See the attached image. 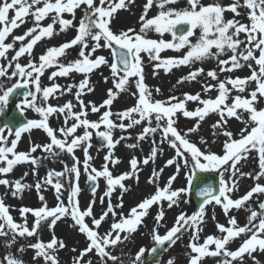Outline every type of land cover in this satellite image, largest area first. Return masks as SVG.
I'll return each instance as SVG.
<instances>
[{
	"label": "snow or ice",
	"instance_id": "snow-or-ice-1",
	"mask_svg": "<svg viewBox=\"0 0 264 264\" xmlns=\"http://www.w3.org/2000/svg\"><path fill=\"white\" fill-rule=\"evenodd\" d=\"M134 3L135 0H0V59L7 61L6 64L0 65V116L4 115L10 98L22 91L23 99L16 104L19 114L23 116L27 109H31L42 117L40 120H23L20 126L13 125L10 120L0 126V164L3 165L0 166V174H10L14 166L20 163H31L32 173L36 175L43 160H55L61 154L69 155L73 161L71 166L60 161L64 165L62 171L50 169L44 178L36 181L35 188L38 192H43L48 186L54 189L57 203L54 207H49L45 197L40 195V207L25 206L18 209L22 223L14 221L10 207L5 204L4 198L0 197V238L4 239L6 249L0 264H25L22 256L29 248L34 250L33 261L42 258L45 264H59L57 253L66 247L65 242L57 239L54 234L50 242L42 241L41 229L44 225L54 229L58 221L67 217H71L74 225L78 226L79 233L86 237V247L73 258L74 264H94L92 259H86L93 252L101 264H123V260L114 254V250L137 230L150 206L162 200L168 201L169 208L177 205L181 194L189 191L196 174L205 172L218 174V191L212 184L201 188L198 195L203 200L198 206V211L191 215L181 212L174 225L164 235L158 234L154 228L152 240L155 247L150 251L140 248L134 259L129 257L131 264H145L146 252L153 255L166 250L165 245H175L186 233H190L188 264H202L205 257L215 259L216 264H246V258L251 259L253 264H260L253 253H264V201L258 203L259 211L251 207V202L254 196L264 195V185L255 183L243 196L237 199L230 197L238 189L242 177L250 176L256 181L264 178V108L257 106L264 99V0H232L227 6L222 5L220 0H213L207 5L202 0H186L187 6L183 8L172 7L179 3V0H146L143 13L139 17V31L135 28L114 30L113 21L117 18L118 11L128 9ZM153 6L159 11L149 18L148 13ZM77 10L82 13L78 22ZM227 11L234 14L233 18H225ZM65 14L71 18H65ZM241 16L246 17L247 22L240 19ZM28 17L32 18V27L22 35L14 36L10 43H6V38L21 27ZM45 19H50L46 25L42 23ZM69 29L76 31L70 41L48 47L46 52L39 56L38 61L30 58L25 65L19 62L25 54L32 57L34 46L43 39H51ZM149 32L159 34L160 38H148ZM165 33L171 35V41L163 39ZM17 42H20V47L15 50ZM73 47L79 48L78 58L67 64L61 62V58L66 57L67 51ZM185 48L187 51L182 57L162 58L160 55L166 49L179 52ZM102 49L109 50L111 61L103 55H95ZM9 50H14L11 59L7 56ZM144 54H147L148 64L152 66L153 77L158 76L160 69L168 73L173 68L191 67L197 62L216 59L218 71L212 69L205 73L203 68H196L186 76L180 77L177 84L200 82L199 78L203 75V93L207 95L216 90L218 94L215 98H202L201 92L183 93L180 97L170 95L167 99H156L154 93L159 94L161 89L150 88L145 82L144 69L147 65ZM222 56L227 58L221 59ZM252 62L257 67H253ZM101 66L110 69L111 76L103 79L105 82L111 79L113 88L107 90V98L101 104L97 105L91 101L85 103L82 97L95 89L90 75ZM245 66L251 70L249 76H226L220 79V74L231 73ZM52 67L57 70L48 77L50 81L57 77H69L73 72L84 74V78L78 84L61 86L53 83L50 87H44L41 77L46 69ZM14 78L16 83L11 86L3 82ZM207 78L216 83H209ZM133 84L136 91L131 95L136 97L135 105L125 110L112 111V105L119 94L129 91ZM253 84L255 87L248 96H244L243 93ZM73 89L76 103L68 101L61 106H44L50 96L57 93L60 96L73 94ZM233 91L238 94L233 96ZM188 102L202 106L188 110ZM77 105L79 110H76ZM101 109L105 110L101 112ZM89 111L99 114V119L89 120ZM210 113L219 117L211 127L214 136L225 137L223 154H216L210 149L202 150L189 139L190 133L199 132L201 122L205 121ZM245 113L247 119L244 118ZM52 114L63 120V125L58 129H53L47 123ZM180 115L195 119L194 126L187 131L178 130L177 121ZM231 118L243 124L238 133H234L228 126ZM142 124V131L135 137L136 143H129L126 147L136 149L141 141L151 139V154L142 162L133 156L130 159L131 171L114 176L109 164L116 165L120 160L114 156L113 149L121 141L133 139L131 135H121L114 140V131L119 129L125 132ZM102 126L104 130H100ZM33 129H43L50 142L43 145L33 144L27 153L15 151L22 134ZM78 129H83L82 134H77ZM94 134L100 141V149H108L100 170L93 166V157L89 154ZM157 134L160 136V145L166 143L175 150V155L167 160L165 167L174 166L176 174L169 177L165 187L161 189L157 181L164 169L153 171L148 182L156 184V193L132 207L125 216L122 211V196L128 188L124 181L130 178L138 180L140 167L148 165L150 161L155 162L158 151L163 152V148L157 145ZM200 143L205 144L207 141L201 137ZM78 149L83 151L82 162L75 155ZM38 150L46 153V156H34ZM252 152L258 155L260 171L254 174L244 173L240 171L241 162L246 161ZM81 166L93 195L99 179L106 181L107 190L100 201L103 204L105 197L109 199L106 211L99 218L93 214L95 199L90 201L86 209H81L78 200L81 192ZM182 170H185L189 187L173 190V181ZM24 176L26 177L27 173ZM23 180L24 177L15 180L0 178V185L5 186L12 197L18 198L22 197L25 189L32 187ZM117 188L121 190V198L114 205L111 196ZM65 191L68 192L67 201L64 199ZM213 202L214 205L222 206L226 216L232 209H244L249 214L243 226L235 216H229V226L217 224L221 235H208L203 243H200L205 206ZM29 214L34 217L31 226L27 219ZM109 215L114 222L107 232L101 234L98 229ZM164 217L165 213L161 209L155 218L157 227ZM86 218L91 219V226L86 222ZM33 237H36L35 242L21 244L16 253L12 252L11 249L16 245L18 238L28 241ZM236 239L241 242L232 250L229 245ZM210 245L215 246L211 252ZM168 264H174V261L169 260Z\"/></svg>",
	"mask_w": 264,
	"mask_h": 264
},
{
	"label": "rangeland",
	"instance_id": "rangeland-1",
	"mask_svg": "<svg viewBox=\"0 0 264 264\" xmlns=\"http://www.w3.org/2000/svg\"><path fill=\"white\" fill-rule=\"evenodd\" d=\"M202 2L207 5L209 3H212L213 0H202ZM222 5L227 6L229 5L232 0H220ZM146 4V0H135V3L130 5L128 9L125 10H119L117 13V18L115 21H113V28L114 30H120V29H128V28H135L137 31H139L140 27V21L139 17L143 13V7ZM186 0H179V3L172 5V7L175 8H183L186 7ZM158 8L153 6L148 13L149 18L155 16L158 14ZM11 15V14H10ZM82 13L77 10V21L79 20ZM233 13L230 11L225 12L224 16L226 19L233 18ZM65 18H71L70 15L65 14ZM240 19L246 21V17L241 16ZM50 22V19H45L42 23L46 25ZM29 27H32V18L28 17L26 22L19 27L18 29L14 30L12 34H10L6 38V43H10L12 41V38L14 36H20L22 35ZM58 28V26H56ZM76 35L75 29H69L65 33H61L60 35L54 36L51 39H43L41 42H39L36 46H34L32 57H29L27 54H25L23 57L20 58V63L22 65H25L28 63V60L30 58H35L38 61V58L40 55L44 54L46 52V49L48 47L52 46H59L62 43L70 41L74 36ZM196 35H199V29L196 30ZM148 38L152 39H159V34H156L155 32H149ZM163 39L165 41H171L172 37L170 34L165 33L163 36ZM241 39H243V36H241ZM193 42H195V38H193ZM20 47V42H17L14 46L15 50H18ZM187 49H181L179 52L172 50V49H166L161 52L162 58H174V57H182L186 53ZM215 51V49H213ZM78 47H73L72 49H69L67 51V56L61 58V62L67 64L69 61H73L76 58H78ZM14 55V50H9L7 52V56L9 59ZM95 55H103L106 58L111 61L109 50L102 49L98 50ZM230 55V53L228 54ZM258 55V53H257ZM221 59H226L227 56L220 57ZM144 61L147 65L144 69L146 73V84L150 88H156L159 87L161 89V92L159 94H155L156 99H167L170 95H176L178 97L182 96L183 93H189V94H195L197 92H201L202 98H208V96H211L212 98H215V96L218 94L216 90L211 91L207 95H205L202 91V82L205 80V76H201L199 78L200 82L192 81V82H186L183 84H177V80L182 77L186 76L190 71L195 70L196 68H203L205 73L209 70L216 69L218 71V61L216 59H208L204 62H197L193 64L191 67L189 66H181L179 68H173L170 72L165 73L163 69L159 70V74L157 77H153L152 75V66L151 64H148V57L147 54H144ZM7 61L0 59V65L6 64ZM253 67H257L254 62ZM57 69L55 67L48 68L45 70L44 74L41 77V83L44 87H50L53 83L61 85V86H67L68 84H78L83 78L84 74L73 72L69 75V77H57L54 78V80L50 81L48 77L51 75L53 71H56ZM251 74V70L245 66L244 68L240 70H235L231 73H223L220 74V79H224L226 76H232L235 77H246ZM110 69L106 66H101L99 70H95L90 75L91 82L95 85V89L91 93L85 94L82 99L85 101V103L91 101L97 105L101 104L104 99L107 98V90L109 88H113L112 80L109 79L107 82L104 81V77H110ZM209 83L215 84L216 81L211 80V78H207ZM7 86H11V84L16 83V79L14 78L11 81H3ZM231 87V85H229ZM255 85H251L245 93H243L244 96H248L249 92L254 88ZM34 90V88H33ZM115 91V89H114ZM136 89L134 87V84L130 87L129 91L121 92L118 96V98L114 101L112 105V111H120L125 110L129 107H132L136 103V97L131 95L132 92H135ZM75 89H73V94H65L63 96H60L59 93H57L55 96H50L45 107L47 106H61L64 103L68 101H72L73 103H76L74 98ZM235 91L232 92V95H236ZM23 98H16L13 102L9 100V103L7 105V108L5 111H10L16 108V104L19 103ZM229 102H231L229 100ZM39 103V101H38ZM202 106L197 105L195 102H188L186 105L188 110H195L196 107ZM259 108H264V99H262L259 104L257 105ZM76 110H79V105H77ZM105 109H101V112H103ZM24 117L26 120H40L42 117L40 114L36 113L34 110L27 109L24 112ZM244 118L247 119V113L244 114ZM89 120H98L99 114H92L89 111ZM115 119V118H113ZM219 119V117L215 113H210L209 116L205 118V121L201 122V127L199 129L198 133H190L189 139L191 142H194L197 144L198 147H201L202 150L210 149L212 152H215L216 154H223V141L225 137L223 135L217 137L213 135V129L212 125ZM59 119L57 118L56 114H52L47 123L50 127L53 129H58L57 122ZM128 121H125L127 123ZM195 124V119L193 118H185L182 115L179 116V119L177 121L178 130L187 131L188 128L193 127ZM144 125L136 126L133 129H128L125 132H121L119 129L115 130L113 133V138L118 139L121 135H131L133 139L127 140V141H121L118 145L115 146L113 149L114 156L119 158L120 162L116 165L109 164L110 170L113 172L114 176H118L122 173L131 171L130 167V159L135 156L139 162H142V160L151 154V149L153 147L151 139L141 141L139 144V147L136 149H131L126 147L129 143H136L135 137L142 131V127ZM228 126L230 130H232L234 133H238L239 130L243 127V124L239 121H237L235 118H231L228 121ZM100 130H104L103 126ZM83 129H78L77 134H82ZM203 137L207 143L201 144L200 138ZM14 138V137H13ZM97 138L95 134L92 137L91 143L92 147L89 149V154L93 157L92 164L94 167H96L98 170L102 169V166L104 164V157L108 152L107 148L100 149V147L97 144ZM157 145L163 148V152L157 153V157L155 159V162L150 161L148 165L141 166L139 171V178L137 179H127L124 181L126 187L128 188V191L123 193L122 200H123V213L125 216L128 215L130 209L139 203H141L144 199L150 198L151 195H154L157 191L156 184H150L149 178L152 175L149 174H143V170L145 167H151L154 171L159 172L161 168H163V172L160 173V178L157 181L159 187L163 189L169 179V177L175 175V167L174 166H167L166 162L167 160L171 159L175 155V150L171 149L166 143L163 145H160V136L157 134L156 136ZM50 142V138L47 136L46 132L43 129H33L30 132H26L22 134L21 140L18 142L17 149L15 151L17 152H25L27 153L31 146L33 144H46ZM10 146V143H9ZM37 157H44L46 156V153L37 151L33 154ZM75 155L80 158L81 162L83 161V151L78 149L75 152ZM9 158H12L9 156ZM60 161H64L69 166L73 163L71 157L67 154H61V159L57 161L56 159H45L43 160L42 166H40L37 169V174L33 175L32 168L33 166L31 163H20L16 166H14L13 171L10 174L3 175L0 174V178L4 179H10L15 180L19 179L21 177H24L23 182L27 183L29 185H32L30 189H25L22 197L14 198L11 195V192L5 187L0 185V197L4 198V202L6 205L10 207V214L13 216L14 221L17 223H22L23 220L20 217L18 209L21 207H40L41 201L39 200V196L43 195L45 199L47 200V203L49 207H54L57 203L55 199V192L54 189L51 186L46 187L43 192H38L35 188V183L38 179H42L46 176L47 172L50 169H54L56 171H62L63 170V163ZM240 171L244 173H256L259 172V159L258 155L255 152H252L249 156V158L246 161L241 162ZM0 166H3L0 164ZM139 166V165H138ZM27 173V176L25 177L24 174ZM148 179V181H147ZM227 181V177L225 178ZM87 177L83 174V168L81 166V176L79 178V186L81 188V192L78 195V200L81 206V209H86L90 201L95 199V203L93 205V214L96 216V218H99L104 211L107 209L108 204V197L104 198L103 204L100 201V198L104 196V193L107 190L106 181L103 178L99 179V188L95 192V195L89 194L84 191V186L87 183ZM255 183H260L261 185H264V178H262L259 181L254 180L250 176L242 177L239 180V187L237 190L234 191V193L231 194L232 199H237L244 194H246L251 187L255 185ZM188 181L187 177L185 175V170H182L179 176L173 181L172 188L180 189V188H188ZM191 188V187H190ZM189 188V191H190ZM189 191L182 193L181 197L179 199V202L177 205H173V207H168V201L162 200L158 204H154L150 206L148 210V214L142 219V223L137 227V230L134 233H131L129 236V239L121 244L119 247H117L114 250V254L117 256H120L123 260V264H131L129 257L135 258L136 254L138 253L140 248H145L147 250H151L153 247H155L154 241L152 240V232L155 228L158 234L164 235L166 234L167 230L170 229L177 218V216L183 212L186 215H191L195 211H198L196 209L195 205L192 202V199L189 196ZM7 193V194H6ZM68 192H64V199L67 201ZM119 198H121V190L117 188L112 196L111 201L115 205L119 202ZM260 201H264V195L254 196L251 207L257 211H259L258 203ZM163 209L165 213L164 219L161 221V224L159 227L155 224V218L158 215V213ZM249 213H247L244 209L241 210H230L229 214L226 216L223 208L221 205H214V202L212 204L205 206V216L204 221L202 224V231L200 233V243H203L204 239L208 235L213 236H219L221 233H219L217 224H223L225 226L228 225V219L229 216H235L238 223L243 226L246 223V217ZM214 217V218H213ZM28 224L31 226L34 222V217L30 214L27 217ZM118 219V217H117ZM86 222H88L91 226V219L86 218ZM113 218L111 215H109L106 218V221H103L98 231L101 234H104L110 229V225L113 223ZM53 234L57 239H61L65 242L66 247L62 250H59L57 253L59 264H74L73 258L78 255L79 251L83 250L86 247V237L84 234L79 233L78 226L74 225L73 220L71 217L62 218L60 221L57 222L54 229H49L47 225H44L41 229V235L40 239L44 242H50V240L53 238ZM36 237L30 238L28 241H25L24 239L18 238V241L16 245L12 247V252L16 253V250L19 248L21 244L25 243H33L35 242ZM240 239H236L234 242L230 243L229 247L232 250H235L239 244ZM4 239L0 238V259H3L4 255L6 254V249L4 247ZM190 243V233H186L177 243L171 247H168L165 245L164 255L162 256V259L157 264H168L169 260H173L174 264H188V254L190 252V249L188 247ZM214 245L209 246V252L214 250ZM72 249H76V251H72ZM148 255V252L145 253V260ZM253 255L256 257L257 260L260 261V264H264V253H261L259 251L253 253ZM34 256V250L27 249L25 253L22 256L23 261L25 264H45L42 258H38L35 261H33ZM86 259H92L94 261V264H101V261L97 258V255L95 252L90 254ZM145 264H151L145 261ZM202 264H216V260L210 257L203 258ZM246 264H253L251 259L246 258Z\"/></svg>",
	"mask_w": 264,
	"mask_h": 264
},
{
	"label": "water",
	"instance_id": "water-1",
	"mask_svg": "<svg viewBox=\"0 0 264 264\" xmlns=\"http://www.w3.org/2000/svg\"><path fill=\"white\" fill-rule=\"evenodd\" d=\"M13 119L17 125H20L22 123V120L20 119L18 113L13 114ZM206 184H212L214 188H216V190L218 191V176L210 172L196 174V178L193 181V188L191 191V195L198 206L200 203H202L203 200V198L198 195V192Z\"/></svg>",
	"mask_w": 264,
	"mask_h": 264
},
{
	"label": "bare ground",
	"instance_id": "bare-ground-1",
	"mask_svg": "<svg viewBox=\"0 0 264 264\" xmlns=\"http://www.w3.org/2000/svg\"><path fill=\"white\" fill-rule=\"evenodd\" d=\"M63 125V120H62V118H60L59 119V121L57 122V126H58V128L59 127H61ZM59 138V137H58ZM61 159V155L58 157V158H56V160L57 161H59ZM153 169L151 168V167H145L144 168V170H143V174L145 175V174H149V173H153ZM132 179H136V178H132ZM147 181H148V179H147Z\"/></svg>",
	"mask_w": 264,
	"mask_h": 264
}]
</instances>
